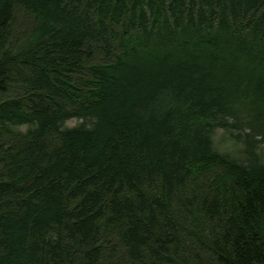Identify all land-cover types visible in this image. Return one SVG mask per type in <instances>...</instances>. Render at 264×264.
<instances>
[{
	"label": "trees",
	"instance_id": "1",
	"mask_svg": "<svg viewBox=\"0 0 264 264\" xmlns=\"http://www.w3.org/2000/svg\"><path fill=\"white\" fill-rule=\"evenodd\" d=\"M263 143L264 0H0V264H264Z\"/></svg>",
	"mask_w": 264,
	"mask_h": 264
},
{
	"label": "rangeland",
	"instance_id": "2",
	"mask_svg": "<svg viewBox=\"0 0 264 264\" xmlns=\"http://www.w3.org/2000/svg\"><path fill=\"white\" fill-rule=\"evenodd\" d=\"M79 123V120H70L66 123L68 126H74ZM213 142L215 147L221 151L230 153L234 157H241V144L233 142L228 134L221 129L215 131L213 134ZM260 154L264 158V143L260 146Z\"/></svg>",
	"mask_w": 264,
	"mask_h": 264
}]
</instances>
